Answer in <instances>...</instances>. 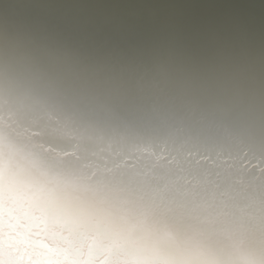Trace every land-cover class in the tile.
Returning a JSON list of instances; mask_svg holds the SVG:
<instances>
[{"label":"bare ground","instance_id":"6f19581e","mask_svg":"<svg viewBox=\"0 0 264 264\" xmlns=\"http://www.w3.org/2000/svg\"><path fill=\"white\" fill-rule=\"evenodd\" d=\"M0 174L4 242L57 264H124L121 226L178 195L193 228L225 206L236 247L264 253V0H0ZM214 236L195 246L231 264Z\"/></svg>","mask_w":264,"mask_h":264},{"label":"rangeland","instance_id":"374dc122","mask_svg":"<svg viewBox=\"0 0 264 264\" xmlns=\"http://www.w3.org/2000/svg\"><path fill=\"white\" fill-rule=\"evenodd\" d=\"M74 17H75V15H74ZM77 17V16H76ZM86 25V23L85 22H82L81 21V27H84ZM90 29H91V31L89 32V36H96V33L94 32V30H96V29H93V27L91 28V27H89ZM95 28V27H94ZM100 42H103V40H100ZM103 47H104V45H99V48L100 49H103ZM103 52H109V56L107 57V61H110V62H112V63H117V58L118 57H116L114 54H113V51H110L109 50V47H105L104 48V50H103ZM195 121H197V119H195ZM8 162L9 161H7L5 164H3V165H6V164H8ZM1 175V174H0ZM63 182H65V180H62V181H60L59 183H57V188H55L54 190H53V192L55 193V192H57V189H59V187H60V185H62L63 184ZM209 190V188H207V189H205V192H207ZM210 193V192H209ZM206 195H209V194H206ZM179 196V198H178V203L177 204H174V205H171V207H170V205L168 206V204H167V206L165 205V206H160L159 207V209H160V211L162 212V210L165 212H162L163 214V216L162 217H160V218H158L157 220H150L149 222H147V224H145V226H142L143 228L142 229H145L146 231H144V230H140V232L142 233V235H141V233L140 234H138V235H140V236H136L135 238H133V233H132V231H133V229L131 228V226L132 227H135L137 224L136 223H131L132 222V220H131V222L130 223H126V224H123V226H121L122 228V230H119L120 232H122L123 234H124V237H125V241H126V245L128 246V253L126 252V257H124V259H123V262H124V264H128V262H130L129 264H142V263H147V264H179V263H181V264H192L193 262V264H210L211 262V264H214L213 263V261L215 260V259H213L215 256H216V254H215V248H216V251H219V252H222V250H224V249H222V250H220L219 249V245H214L213 243L212 244H208V245H210V246H208V251L209 252H207L206 254H205V252H200L199 250V247L200 246H195V244H196V240H198V239H200V238H202L203 236H207V238L208 237H210L211 235H215L214 236V238H213V240H221V241H226V244L228 245L229 244V249H231V254L233 255H231L230 254V257L228 256V261H229V263H231V264H264V253H263V250L262 249H260V248H256L255 250H253V251H251V253H250V251H248V253L247 254H245L244 252H243V250L241 251V250H239L238 249V247H236L237 246V244H236V239H235V241L234 240H232V239H234L235 237L233 236V233L231 232V230L227 227V224H226V221L227 220H225V219H227V215H226V207L225 206H219V208L217 207V208H214L212 211L214 212V213H210L209 214V216H208V218L209 219H207L206 221H205V223H204V226H201V227H199V228H197V229H195V228H193L192 226H191V223H190V220L189 219H185V218H183V214H184V212H185V205H186V203H184V201H185V199H183L184 197H183V195H178ZM182 196V197H181ZM2 199V197L0 198V200ZM4 199V198H3ZM180 199V200H179ZM112 200H113V203H116L117 202V199L116 198H112ZM177 200V199H176ZM195 201H194V205H199L198 203V200H196V199H194ZM2 201V200H1ZM0 201V204L3 206V202H4V200L1 202ZM181 201V202H180ZM184 203V204H183ZM195 203H197V204H195ZM0 205V207H1V211H2V206ZM206 206L209 208L210 207V205L209 204H206ZM167 207V208H166ZM173 207V208H172ZM176 208V209H175ZM179 208V209H178ZM169 211H168V210ZM173 211H172V210ZM4 210V209H3ZM112 210V211H111ZM167 210V211H166ZM182 210V211H181ZM116 211V209H115V207L112 205V207H110V211L108 212V211H106L107 212V216H108V214L109 213H114ZM176 211H177V213H176ZM171 213L173 214V215H171ZM175 213V214H174ZM180 213V214H179ZM164 215H165V217H166V219H165V217H164ZM179 215V216H178ZM216 215V216H215ZM172 216V217H171ZM0 217H1V215H0ZM169 217V218H168ZM215 217V218H214ZM175 218V219H174ZM177 218V219H176ZM180 218V220H178ZM1 219V218H0ZM110 219L113 221L114 220V217L112 216V217H110ZM163 219V220H162ZM171 219V220H170ZM174 219V220H173ZM182 219V220H181ZM185 219V220H184ZM216 219V220H215ZM208 220H209V222H208ZM155 221H156V223H155ZM159 223H158V222ZM160 221H162V222H160ZM178 221V222H177ZM225 221V222H224ZM169 222H170V224H169ZM177 222V223H176ZM213 222H214V224H213ZM225 224H224V223ZM164 225H163V224ZM185 223V224H184ZM131 224V225H130ZM154 224V225H153ZM159 224V225H158ZM167 224V225H166ZM178 224H180V225H178ZM193 224V223H192ZM217 224H218V226H217ZM220 224V225H219ZM119 225V224H118ZM129 225V226H128ZM134 225V226H133ZM161 225V226H160ZM170 225H171V227H170ZM175 225V226H174ZM177 225V226H176ZM182 225V226H181ZM208 225V226H207ZM210 225V226H209ZM128 226V227H127ZM156 226V227H155ZM163 226V227H162ZM174 226V227H173ZM104 227H108V224L106 223L105 225H104ZM109 227H111V228H113L112 226H109ZM166 227H168V228H166ZM170 227V228H169ZM185 227H187V228H185ZM209 227H210V229H209ZM217 227H219V228H217ZM154 228V229H153ZM165 228V229H164ZM173 228V229H172ZM177 228V229H176ZM180 228H182V232H181V229ZM200 228H201V230H200ZM207 228V229H206ZM125 229V230H124ZM127 229H128V231H127ZM130 229V230H129ZM152 231H151V230ZM156 229V230H155ZM164 229V230H163ZM175 229V230H174ZM186 229H187V231H186ZM209 229V230H208ZM154 230V231H153ZM174 230V231H173ZM180 230V231H179ZM194 230H197V231H195L194 232ZM205 230V231H204ZM208 232H207V231ZM211 230V231H210ZM217 230V231H216ZM219 230V231H218ZM220 230H223V231H220ZM124 231V232H123ZM158 233H157V232ZM173 231V232H172ZM119 232V233H120ZM126 232H130L129 234H127ZM153 232V233H152ZM161 232V233H160ZM170 232V233H169ZM177 232V233H176ZM180 232V233H179ZM186 232H187V234H186ZM189 232V233H188ZM192 232H194V233H192ZM200 232V233H199ZM204 232V233H203ZM207 232V233H206ZM211 232V233H210ZM215 232V233H214ZM219 232H220V234H219ZM146 233H148V234H146ZM152 233V234H151ZM157 233V234H156ZM167 233H169V234H167ZM192 233V234H191ZM206 233V234H205ZM222 233V234H221ZM7 234H9V236H10V234L12 235V232H10L7 228H5L4 227V225L1 227L0 226V264H12L13 262V264H25L26 262V264H42V261L43 260H45V261H43V263L44 264H47V262H48V264H57V261L56 260H54L55 259V257L53 256L54 254H53V250L50 248V247H46L47 249H45L44 251L45 252H43V253H45V254H42V253H37L38 251L40 252V250H39V246L38 245H36V247H34V246H32L31 244H28L26 241H25V244H24V242H21V241H18L17 239L19 238V236H18V238L16 239L18 242H14V240H13V242H4L5 241V236H7ZM153 234H154V236H153ZM163 234V235H162ZM165 234H167V235H165ZM197 234H198V236H197ZM130 237H129V236ZM151 235V236H150ZM171 237H170V236ZM175 235V236H174ZM182 235H183V237H182ZM198 238H196L195 236ZM226 235V236H225ZM159 236V237H158ZM173 236V237H172ZM186 236V237H185ZM187 236H188V238H187ZM192 236V237H191ZM220 236H221V238H220ZM230 236H233V238L232 237H230ZM132 237V238H131ZM138 237H140V238H138ZM146 237H148V238H146ZM154 237V238H153ZM155 237H157V238H155ZM169 237L172 239V238H174V239H169ZM191 237V238H190ZM213 237V236H212ZM227 237V238H226ZM136 238L138 239V240H136ZM145 238V239H144ZM151 238V240H149ZM161 238V239H160ZM162 238H163V242H162ZM179 238V239H178ZM190 238V239H189ZM218 238V239H217ZM231 238V239H230ZM144 239V240H143ZM155 239V240H154ZM230 239V240H229ZM131 240V241H130ZM132 240H133V242H132ZM145 240H147V241H145ZM164 240H167L166 242L164 241ZM181 240H183V241H181ZM136 241H137V243H136ZM144 241V242H143ZM150 241V242H149ZM158 241V242H157ZM173 241H175L174 242V244L172 243ZM177 241V242H176ZM129 242V243H128ZM153 242V243H152ZM155 242V243H154ZM165 242V243H164ZM182 242L184 243L183 245H182ZM191 242V243H190ZM193 242H195V243H193ZM228 242V243H227ZM12 243V244H11ZM134 243V244H133ZM139 243V244H138ZM157 243V244H156ZM159 243V244H158ZM168 243V244H167ZM171 243V244H170ZM188 243V244H187ZM28 244V245H27ZM42 244H44V242H42ZM146 244H148V245H146ZM151 244V245H150ZM153 244V245H152ZM163 246H162V245ZM191 244V245H190ZM192 244H194V245H192ZM17 245V246H16ZM132 245H133V247H132ZM142 245V246H141ZM145 245V246H144ZM155 245V246H154ZM157 245V246H156ZM159 245H161L160 246V249H159ZM171 245V246H170ZM177 247H176V246ZM187 247H186V246ZM233 245V246H232ZM16 246V247H15ZM31 246V247H30ZM135 246H137V247H135ZM143 250H141L139 247ZM147 246V247H146ZM166 246H170L169 248L168 247H166ZM180 246V247H179ZM189 246V247H188ZM219 246V247H218ZM226 246V245H225ZM21 247H22V249H21ZM28 247V248H27ZM143 247V248H142ZM146 247V248H145ZM152 247V248H151ZM164 247H166V250L164 249ZM185 247V248H184ZM197 248V249H195V248ZM218 247V248H217ZM226 247H228V246H226ZM19 248V249H18ZM31 248V249H30ZM51 249V251H50V249ZM150 248V249H149ZM159 249V250H157V249ZM162 248V249H161ZM177 248V249H176ZM190 248V249H189ZM194 248V249H193ZM146 249V250H145ZM175 249V250H174ZM213 249V250H212ZM239 251H238V250ZM47 250V251H46ZM136 250H137V252H136ZM155 250V251H154ZM169 250L171 251V252H169ZM235 250V251H234ZM261 250V251H260ZM36 251V252H35ZM97 251H100V250H98V249H94V251H93V253L91 254V257L92 258H95V256L96 255H100L101 254V252H97ZM158 251V252H157ZM163 252V254L164 255H162V252ZM199 251V252H198ZM225 251V253H228L226 250H224ZM233 251V252H232ZM238 251V252H237ZM8 254H7V253ZM18 252V253H17ZM131 252H133V253H131ZM143 252V253H142ZM145 252V253H144ZM166 252L169 254V255H167L166 254ZM185 252V253H184ZM242 254H241V253ZM17 253V254H16ZM21 253V254H20ZM49 253V254H48ZM95 253H97V254H95ZM100 253V254H99ZM140 253V254H139ZM151 253V254H150ZM155 253V254H154ZM157 253H161V254H157ZM171 253H173V254H171ZM177 254V255H175V254ZM179 253V254H178ZM202 253V254H201ZM36 254V255H35ZM38 254H39V256H38ZM43 256H42V255ZM128 254V255H127ZM134 254V255H133ZM137 254V255H136ZM139 254V255H138ZM142 254V255H141ZM146 254V255H145ZM181 254V255H180ZM192 254H193V256H192ZM215 254V255H214ZM41 255V256H40ZM130 255H132V256H130ZM146 256V257H143V256ZM147 255H150V256H147ZM161 256V259H158L160 256ZM167 255V256H166ZM173 255V256H172ZM180 255V256H179ZM186 255V256H185ZM209 255V256H208ZM239 255V256H238ZM242 255V256H241ZM244 255V256H243ZM251 255V256H250ZM252 255H253V258H252ZM257 257H256V256ZM45 256H47V257H45ZM130 257V260L132 261H130L129 260V258L128 257ZM137 257L136 259H135V257ZM140 256V257H139ZM154 256V258L152 259L151 257H153ZM156 256V257H155ZM192 256V257H191ZM208 256V257H207ZM240 257V258H237V257ZM246 256H248L247 258H246ZM259 256V257H258ZM9 257V258H8ZM11 257V258H10ZM26 257V258H25ZM36 257V258H35ZM139 257V258H138ZM158 257V258H157ZM165 257V258H164ZM177 257V258H176ZM194 257V258H193ZM200 259H199V258ZM206 257V258H205ZM209 257H210V259H209ZM233 257V258H232ZM237 258L236 260L239 262H237L236 260H234L235 258ZM32 258H34V259H32ZM51 258V259H50ZM132 258V259H131ZM142 258H143V260H142ZM168 258V259H167ZM177 260H176V259ZM184 258V259H183ZM188 259V261H186L187 259ZM195 258H197V259H195ZM211 260V258H212V260H211V262L208 260ZM243 258H244V260H243ZM256 258V259H255ZM257 258H258V260H257ZM260 258V259H259ZM39 260V261H37V260ZM41 259H42V261H41ZM48 259V260H47ZM139 259V260H138ZM151 259V260H150ZM165 259H167L170 263H168V261L167 260H165V262H164V260ZM174 259V260H173ZM181 259V260H180ZM248 259V260H247ZM31 260H32V262H31ZM52 260V261H51ZM134 260V261H133ZM150 260V261H149ZM180 262H179V261ZM191 262H190V261ZM197 260V261H196ZM199 260H200V262H199ZM204 261V262H202V261ZM206 260H207V262H206ZM250 260V261H249ZM257 260V261H256ZM260 260H261V262H260ZM12 263H11V262ZM20 261V262H19ZM136 261H138V263L136 262ZM141 261V263H139ZM149 261V262H148ZM159 261V262H158ZM172 261H173V263H172ZM178 261V262H177ZM185 261V262H184ZM196 261V262H195ZM246 261V263H243V262H245ZM248 261V262H247ZM252 261V262H251ZM9 262V263H8ZM17 262V263H16ZM23 262V263H22ZM34 262V263H33ZM37 262V263H36ZM56 262V263H55ZM126 262V263H125ZM134 262V263H133ZM240 262H242V263H240ZM263 262V263H262ZM123 264V263H122Z\"/></svg>","mask_w":264,"mask_h":264},{"label":"water","instance_id":"95a60500","mask_svg":"<svg viewBox=\"0 0 264 264\" xmlns=\"http://www.w3.org/2000/svg\"><path fill=\"white\" fill-rule=\"evenodd\" d=\"M103 23H104V21L101 20V21L99 22V26H101ZM244 151H245V150H244ZM246 151H247V149H246ZM127 160H128V158H127Z\"/></svg>","mask_w":264,"mask_h":264}]
</instances>
